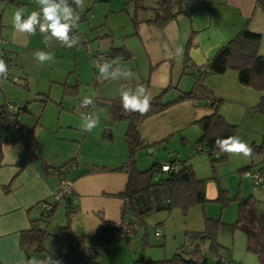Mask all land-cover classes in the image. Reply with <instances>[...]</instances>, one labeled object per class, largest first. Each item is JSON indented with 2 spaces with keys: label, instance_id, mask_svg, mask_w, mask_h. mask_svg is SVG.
Instances as JSON below:
<instances>
[{
  "label": "crops",
  "instance_id": "1",
  "mask_svg": "<svg viewBox=\"0 0 264 264\" xmlns=\"http://www.w3.org/2000/svg\"><path fill=\"white\" fill-rule=\"evenodd\" d=\"M13 1L0 0V33L7 38L6 46L19 62V57L27 48L38 49L44 45L40 32L27 35L17 32L13 27L14 13L18 9H23L27 17L32 11L38 10L36 0ZM181 2L182 12L163 26L145 21L134 24L127 15L123 31L119 32L118 36L114 31L105 34V37L109 36L110 39H106L102 45L99 44L103 46L102 48L93 49L107 52L111 46L126 45L131 50L132 57L117 61L115 67L130 70L133 75L131 79H126L121 84L101 88L93 93L95 97H116L119 95L118 87L124 85L133 89L143 86L151 98L167 89L165 100H173L182 92L191 90L194 83L192 65L206 64L245 26L261 34L260 52L264 54V11L258 6L257 0H181ZM147 3L150 6L141 11L139 18L154 15L152 6L156 5L157 0H150ZM178 49H182L181 54ZM23 70L24 67L17 70L16 76L20 77L17 84L24 88L19 89L15 84L4 82L0 89V104L11 102L19 107L27 106L19 114V126L23 131L34 129L38 146L36 156L29 154L21 139L10 141L17 136L18 127L13 125L6 127L4 122H0V135L6 139L0 143V264H28L32 259H37L36 254L31 253L28 256L21 248L20 233L30 228L32 219L42 217L45 210L40 205L42 202H53L56 199L53 192L58 189L61 179L53 168L62 165L68 159L76 158V163L63 169L65 177L72 181L71 207L69 208L65 199L61 198L49 222L47 224L40 222L41 226L46 225L49 232L44 239L47 252L55 256L60 254L63 245L66 247V254L74 253L69 251L71 244L67 239L68 234L63 231L68 220L70 232L74 237L73 247L77 251L75 254L90 249L88 246L91 242L87 235L96 232L103 219L114 223L122 220L125 199L117 194L124 190L129 178V171L124 166L129 152L125 138L128 122L119 120L108 123L109 115L106 108L98 104L93 105L90 113L87 108L83 109L86 114L105 118V125H102L101 130L103 144L102 148L98 149L102 150L101 156L96 159L85 158L80 162L77 154L71 155L75 151H71L65 152V161L54 159L58 156L54 157L52 154V121L45 113L48 103L53 99L52 94L44 88L31 92L33 88H37V84L35 85L29 73ZM14 72L13 67V74ZM24 82L26 86L23 85ZM64 83L76 85L69 83L68 80ZM206 83L221 98L219 108L221 113L238 125L236 136L248 146L254 142H261L264 134V114L257 112L255 108L261 93L241 84L237 72L233 69L220 75L208 74ZM41 85H45V80H42L39 86ZM64 87L65 94L76 95L79 92L75 88L68 90L66 85ZM25 90L29 91L25 93ZM114 90L116 93H113ZM40 93H49L51 99L42 104L37 100ZM212 111L211 106L185 99L147 116L139 126L142 137L152 144L150 147L152 151L145 150L146 153H155L157 158L154 162L160 161L161 164L177 157H189L195 171L196 167L197 169L198 165L202 167L205 161L210 167L208 154L196 150L201 136L196 121ZM26 113L28 116H24ZM106 132L110 134L107 135ZM91 134L92 131L85 134V142ZM23 150L27 152V158L19 165L17 161ZM138 156L136 161L138 168H142L141 164L144 166L151 164L152 161L138 159ZM261 161V155L245 157L243 154L227 153L226 159L218 163L215 170L211 167L213 172L199 176L209 178L206 182L207 197L215 199L219 195V188L223 187V184L227 186L222 178H239L236 191L230 184L223 188L231 194L237 192L242 197L251 196L259 221L264 224V181L255 184L248 175L249 171H256L261 167ZM92 164L105 165L111 169L82 173ZM118 167L122 168L117 169ZM9 184L10 189H5L4 187ZM233 203L234 201L231 205H234V209L230 210L228 216L232 215L235 219L223 216L226 222L236 220L238 206ZM60 233L58 237L57 234ZM79 236H85L83 242L77 238ZM148 240L149 231L146 235L144 229L140 227L133 235L128 236L127 243L138 254L143 242ZM107 246L100 250L98 260L105 264H117L119 248L112 246L111 249ZM156 256L158 255H147L144 252L141 260L149 264V261L158 260L154 259ZM221 257L229 260L227 256Z\"/></svg>",
  "mask_w": 264,
  "mask_h": 264
},
{
  "label": "trees",
  "instance_id": "2",
  "mask_svg": "<svg viewBox=\"0 0 264 264\" xmlns=\"http://www.w3.org/2000/svg\"><path fill=\"white\" fill-rule=\"evenodd\" d=\"M131 1H133V15H131L130 18L134 24L145 21L147 23L163 26L167 21L174 18L176 14L182 12L181 0H157V6H152V8L154 7V15L146 18H139L140 15L137 14L138 9L141 8L142 11L149 7L150 4L147 3L148 0H126V6L123 8V11L128 12L127 5ZM257 4L264 11V0H257ZM176 6L177 9H175ZM261 39L262 36L260 33L254 32L249 27L245 26L233 38L227 41L206 64L202 66L192 65L191 74L193 75L194 83L191 90L182 92V94L178 95L177 98L173 100H165L164 95L167 89L162 91L160 94L151 98L150 110L147 113L140 114L139 112L125 111L122 107L119 95L112 98L94 96V105L98 104L106 108L109 115L108 123H114L119 120H126L128 122L125 138L129 152L128 160L124 166L130 165L129 178L124 190L117 194V196L125 199L122 207V221L131 220L138 223V229L144 227L145 234L148 235V224L146 219L151 214L163 211L171 212L176 207H179L184 214H187L193 206L198 204L204 205L210 200L206 195V178L199 177L196 174L195 168L192 163H190L189 157H177L166 162L169 164H177V170L168 169L165 171L162 169V164L164 163L161 164L160 162H154L145 169L138 168L136 165L138 154L152 147V144L146 142L142 137L139 126L147 116L162 111L181 100L190 99L200 102L202 105L211 106L213 111L196 121L201 130V136L197 142L196 150L198 152L204 151L208 154L211 167L215 170L216 165L227 157V153L221 152L220 149L215 147V141L229 136H236L238 125L229 121L225 115L221 113L219 108L222 100L206 83V76L208 74H224L229 69L235 70L241 84L252 87L261 93L255 108L257 112L264 114V54L260 52ZM2 47L5 57L8 58L9 56L8 59L11 61L10 64L16 63L17 58L9 51L6 43H4ZM88 53L91 59H93L89 51ZM105 54L109 61L117 57H120L117 61L132 57V52L126 45L111 46ZM186 65H188L187 58ZM113 68H115V64ZM93 70V83L95 85L106 81L104 79H97V69L93 67ZM109 70L111 71L112 69ZM5 81H8V79L4 80L3 83ZM19 81L20 77L15 83ZM3 83L0 85V89ZM23 85L26 86L27 84L24 82ZM64 85H66V89L68 90H72V88H75L76 91L78 90L77 85L70 86V84L67 83H64ZM50 99L49 93H40L37 98L42 104H45ZM0 107V109H2L0 111V122L5 123L7 121H12L15 116H20L19 114L21 111L25 110L27 106H17V113L8 110L6 108V103L0 104ZM92 108L88 109L89 113ZM16 132L17 136L10 141L21 139L27 152L36 156L38 140L34 129L23 131L22 127L20 128V126H18ZM106 134L108 135L110 132H106ZM3 140L6 139L0 135V143ZM249 147L253 150L252 155H261V167L264 166V134L261 142H254ZM215 153H217V155H215ZM75 161V157L68 159L62 165L53 168V171L59 174L60 179L66 178L63 169L70 167ZM121 168L122 167H118L117 169ZM107 169L111 168L105 165L92 164L89 169L84 170L82 173ZM158 173H166V175L158 180L156 179ZM250 179L254 182L252 178ZM10 185L11 184L6 185L4 188L9 190ZM71 194L63 197L69 208L71 207ZM59 200L60 199L56 198L53 202H48L53 204V209L51 211L44 210L42 217L32 219L30 228L20 233V246L28 256L34 253L37 259L48 256H52L59 261L70 259L71 254H66L65 245H63L60 254L55 256L47 252L44 244V239L49 234L45 224L49 222ZM212 200L219 202L223 208L233 201H236L238 203L236 220L234 222H226L221 217H212L206 213L204 214V227L201 229H186L184 234L185 241L181 246L177 247L171 257L152 260L148 263L213 264L209 256L205 253L204 247L211 243L212 250L217 253L221 247L218 241V229L222 225H227L232 226L233 229H240L245 232L247 236V249L257 254V264H264V224L259 221L258 212L251 196L242 197L239 193L233 195L230 191L220 187L218 197ZM69 212H71V210ZM68 216L71 215L68 214ZM40 222H44L45 224L41 226ZM69 223L68 220L67 225L63 227V231L68 234V242L72 245V247L71 245L69 246V251H74V253H76L77 251L74 250L73 247L74 237L70 232ZM119 223L103 219L99 229L87 235L89 242H91L90 246H88L90 250L94 249L101 240H106L108 244H110L114 239L120 237L121 235H118V230L120 229ZM157 230L161 232L159 228H157L155 232ZM61 233L57 234V236L60 237ZM161 233L155 235L160 236ZM84 237L85 236H79L77 238L83 242ZM148 244H150V240L143 242L144 247ZM221 258V255L218 254L216 264H220Z\"/></svg>",
  "mask_w": 264,
  "mask_h": 264
},
{
  "label": "rangeland",
  "instance_id": "3",
  "mask_svg": "<svg viewBox=\"0 0 264 264\" xmlns=\"http://www.w3.org/2000/svg\"><path fill=\"white\" fill-rule=\"evenodd\" d=\"M125 1L84 0L83 9L78 10L80 21L78 23L79 44L77 46L72 48L61 47L56 40H52L49 45L43 42L44 46H40L42 48H27L19 57V62L17 61L14 65L15 75H17V70H22V67H24L23 71L29 73L31 80L35 85L37 84V88H33L31 92L34 89L44 88L52 94L53 99L48 103L45 113L52 121V154L54 157L58 156V158L54 159L61 162L66 159L64 156L65 152L75 151L71 155L77 154L80 162L84 161L85 158L96 159L102 154V150L98 151V149H101L103 144L101 139L103 132L101 134V130L102 125H105V118L97 116L99 124L92 130V134L87 137V142H85V134L88 132H82L80 125L82 124L81 114L86 112L81 107L80 101L84 96H89L101 88L103 89V87H112L114 84H121L122 81L126 80L123 78L120 80L108 79L110 81L107 80L108 82L105 81L104 83L95 85L92 80L93 60L88 53L89 48L100 49V47H103L99 44L102 45V42L110 39L109 36L105 37V34L109 31H114L117 33V36L119 32L123 31L127 15L129 17L133 15V1L127 5L128 12L123 11ZM147 2H150V0ZM72 6L75 7V5ZM140 11L141 8L137 11L138 15H141ZM41 50L54 53V60L41 65L33 55L36 51ZM42 80H45V85L39 86ZM66 80L71 84L78 85L79 92L76 95L73 93L65 94L63 83ZM7 82L15 84L19 89L24 88L10 80ZM118 88L120 89V86ZM28 91L25 90L24 92L27 93ZM115 91L113 93H116ZM24 116H28V114L26 113ZM141 158L152 161V164L156 161L157 155L155 153H146L145 151L138 156V159ZM151 164H147V166L141 164V169L148 168ZM210 168L211 163L209 167L205 161L202 167L199 165L198 169L196 167V172L198 176L205 175L208 172H213L212 168ZM165 175L166 173H158L156 179L160 180ZM208 179L206 178V182H208ZM222 179L223 183H226L227 186L230 184L231 188L236 191L235 189L239 186L240 182L239 178ZM227 186L223 184V187ZM233 193L237 194V192ZM234 203L236 204L235 206H238L236 201ZM233 209L234 205L229 204L223 208L219 202L210 199L204 205L198 204L193 206L187 214H184L179 207H176L171 212L154 213L146 219L150 233V244L145 247L142 245L139 248L138 254L135 249L128 246V236L117 237L107 247L112 249V246H117L119 248L117 264H145L141 260L144 252L147 255H158L154 259L171 257L177 247L181 246L185 241L184 234L186 229H201L204 227V214L207 213L212 217H221L223 220L226 219L224 217L235 219L232 215L228 216L230 210ZM157 227H160L162 230L163 234L161 236L155 235ZM218 241L221 247L217 253L212 250L211 243L204 247L205 253L213 264H216L218 254L227 256L234 264L258 263L257 254L247 249V236L244 231L233 229L232 226L222 225L218 229ZM58 246L60 247L61 245Z\"/></svg>",
  "mask_w": 264,
  "mask_h": 264
},
{
  "label": "clouds",
  "instance_id": "4",
  "mask_svg": "<svg viewBox=\"0 0 264 264\" xmlns=\"http://www.w3.org/2000/svg\"><path fill=\"white\" fill-rule=\"evenodd\" d=\"M37 11H32L25 18L23 9H18L13 15V27L17 32L27 35H35L39 31L43 36V42L50 44L52 40L59 42L61 47L72 48L79 44V36L72 35L73 31L78 28L80 15L78 10L84 7V0H36ZM72 5H75L73 7ZM179 54L182 49H178ZM34 58L41 64L54 60V53L47 51H36ZM102 57L92 61L93 66L97 69V79L104 80H120L129 79L133 73L130 70L121 67L113 68L117 64V60L109 61ZM109 69H112L111 71ZM8 76V65L5 60L0 58V79H6ZM119 96L122 107L127 112L147 113L150 110L151 97L147 94V90L143 86L133 89L130 86L122 85L119 90ZM83 106L94 105V94L84 96L81 101ZM81 131L91 132L98 124L99 118L94 114H81ZM215 147L221 152L228 154H243L245 157H251L253 150L238 136H229L215 141ZM164 170H168V166H164ZM28 264H60V261L48 256L42 259H32Z\"/></svg>",
  "mask_w": 264,
  "mask_h": 264
},
{
  "label": "built area",
  "instance_id": "5",
  "mask_svg": "<svg viewBox=\"0 0 264 264\" xmlns=\"http://www.w3.org/2000/svg\"><path fill=\"white\" fill-rule=\"evenodd\" d=\"M72 35H78V29L74 30ZM6 42H7V38L4 37L0 33V55H1V58L4 59L6 64L8 65V76L6 79H0V85L3 83L4 80H7V79L12 81V82L19 80V77L13 74L14 64L13 63L10 64L11 61H10V59H8L9 56L7 58L4 55L2 45ZM88 51L90 52V55H92V57H93L92 60L97 59V57H102L101 63H103L104 59H107L106 54L103 51L94 50L93 48H89ZM80 105L83 108H87V109L92 108V106H83L81 102H80ZM6 108L8 110L14 112V113H17V106L11 102L6 103ZM1 110L2 109H0V111ZM4 125L6 127L13 125L14 127L17 128L19 126V116H15L12 121H9V122L7 121L4 123ZM215 155H217V153H215ZM165 165L168 166V169H174V170L178 169L177 164L164 163V164H162L163 170H164ZM126 168L129 171L130 165L128 164L126 166ZM248 175L254 180V182L256 184L262 183L264 181V166H262L260 169H258L256 171H249ZM71 192H72V181L68 180L67 178H62L58 189L56 191H54L53 193L57 199H61L65 196L70 195ZM40 205L42 208H44L47 211H51L53 209V204L48 203V202H42ZM119 224H120V229L118 230L119 231L118 235H121V236L133 235L139 228V224L134 222V221H131V220H124V221H121ZM160 233H161L160 230H157L155 232L156 235H159ZM107 244H108V242L106 240H101L96 245V247H94V249H91V250L85 249V250H83L82 253H79V254L71 253L70 259H67L65 261H60V264H105V263H102L98 260V254H99L100 250L103 247H105ZM220 264H234V263L231 260L221 258Z\"/></svg>",
  "mask_w": 264,
  "mask_h": 264
},
{
  "label": "water",
  "instance_id": "6",
  "mask_svg": "<svg viewBox=\"0 0 264 264\" xmlns=\"http://www.w3.org/2000/svg\"><path fill=\"white\" fill-rule=\"evenodd\" d=\"M152 151V148L148 149V152H151ZM27 158V152L25 150L21 151L20 154H19V159L17 161V163L19 165H22L24 163V161L26 160Z\"/></svg>",
  "mask_w": 264,
  "mask_h": 264
}]
</instances>
